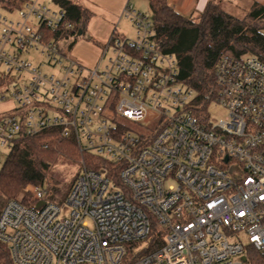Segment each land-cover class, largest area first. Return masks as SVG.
Masks as SVG:
<instances>
[{
	"label": "built area",
	"instance_id": "obj_1",
	"mask_svg": "<svg viewBox=\"0 0 264 264\" xmlns=\"http://www.w3.org/2000/svg\"><path fill=\"white\" fill-rule=\"evenodd\" d=\"M52 3L0 1L17 15H0V165L18 137L46 130L106 163L81 160L62 205L30 186L31 204L3 205L12 263L248 264L245 245L264 253V61L222 55L198 99L132 5L121 18L135 37L113 31L88 67L67 53L80 34L65 36L73 25ZM211 104L223 120L209 121Z\"/></svg>",
	"mask_w": 264,
	"mask_h": 264
},
{
	"label": "trees",
	"instance_id": "obj_2",
	"mask_svg": "<svg viewBox=\"0 0 264 264\" xmlns=\"http://www.w3.org/2000/svg\"><path fill=\"white\" fill-rule=\"evenodd\" d=\"M1 1V0H0ZM152 14L154 35L159 48L174 55L177 78L183 85L195 89L198 99L213 85L216 62L222 55L241 57L253 55L264 61V5L254 2L242 18L223 11L218 4L208 2L197 20L179 14L168 0H144ZM66 19L73 25L65 36L85 33L93 13L77 0H58ZM129 3V0L127 2ZM76 163L92 161L106 163L81 153L70 138L61 137L57 130H46L32 137L20 136L0 165V211L9 200L28 205L33 202L30 187H42L49 168L59 157ZM153 247L161 243L156 229L152 230ZM248 264H264V253L251 245L244 248ZM0 264H13L7 246L0 242Z\"/></svg>",
	"mask_w": 264,
	"mask_h": 264
},
{
	"label": "rangeland",
	"instance_id": "obj_3",
	"mask_svg": "<svg viewBox=\"0 0 264 264\" xmlns=\"http://www.w3.org/2000/svg\"><path fill=\"white\" fill-rule=\"evenodd\" d=\"M44 4L52 9H55L52 0H42ZM82 5H90L96 9L95 15L92 17L88 28L85 33L79 37H71L63 42V45L67 49V53L76 59L77 61L90 62L97 56V50L106 43L107 40L98 36L95 32L106 30L107 25L113 23L115 24V29L117 33H121L127 38L133 39L135 37V29L132 24L126 19L121 18L118 20L116 13L114 11L116 0H77ZM130 5L141 13H144L150 20H152V14L149 11L148 4L144 0H129ZM99 9V10H98ZM0 15L6 16L9 19H16V14H10L0 9ZM114 15L116 17H114ZM236 17L242 18L244 15L236 14ZM96 30V31H95ZM94 47V48H93ZM110 56L108 53L104 59L101 61L103 65L107 58ZM40 56L38 53L31 54V59L33 63H37ZM45 72H53V69L48 67H43ZM8 105L13 106L10 102ZM5 106L0 103V112ZM210 122H219L223 120L227 115V110L218 104H211L207 107L206 112ZM5 155H2V160H4ZM82 167L80 163L73 162L64 157H59L55 164H53L47 173L45 182L41 187L44 191L43 199L46 201L53 202L57 205H62L65 198L75 180L76 176L81 172ZM239 238L243 243L246 241L244 234L239 233Z\"/></svg>",
	"mask_w": 264,
	"mask_h": 264
},
{
	"label": "crops",
	"instance_id": "obj_4",
	"mask_svg": "<svg viewBox=\"0 0 264 264\" xmlns=\"http://www.w3.org/2000/svg\"><path fill=\"white\" fill-rule=\"evenodd\" d=\"M127 2L128 0H116L114 11L116 13V16L118 17V20L121 19L123 8ZM168 2L179 14H181L184 17L191 18L193 20L198 19L200 13L203 11V9L205 8L208 2H213L218 4L223 11L234 17H236V14L245 15L249 11V9L251 8L254 2L264 5V0H168ZM83 6L88 8L93 13V16L95 15L97 8L90 6L88 4L87 5L84 4ZM116 16L114 15V17ZM106 28H107L106 30H102V31L95 30L96 31L95 33L101 38L108 40L111 33L113 31H116L115 24L111 23L107 25ZM96 50H97V56L95 57L94 60L90 62L80 61V63L88 67L93 66L96 63L99 56V49Z\"/></svg>",
	"mask_w": 264,
	"mask_h": 264
},
{
	"label": "water",
	"instance_id": "obj_5",
	"mask_svg": "<svg viewBox=\"0 0 264 264\" xmlns=\"http://www.w3.org/2000/svg\"><path fill=\"white\" fill-rule=\"evenodd\" d=\"M79 34H81V32L79 31Z\"/></svg>",
	"mask_w": 264,
	"mask_h": 264
}]
</instances>
